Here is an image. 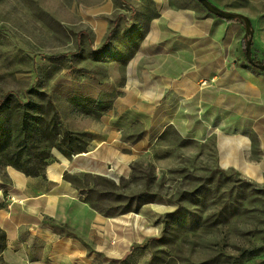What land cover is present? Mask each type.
Listing matches in <instances>:
<instances>
[{
  "label": "crops",
  "instance_id": "obj_1",
  "mask_svg": "<svg viewBox=\"0 0 264 264\" xmlns=\"http://www.w3.org/2000/svg\"><path fill=\"white\" fill-rule=\"evenodd\" d=\"M167 11L178 14L175 28L146 31L139 45L122 47L128 55L109 63L98 101L59 109L65 129L87 136L85 151L53 148L44 176L14 167L0 175V264L129 262L131 241L120 231L131 228L132 210L101 206L109 190L99 182L123 190L133 165L170 130L212 142L222 167L264 165V71L247 58L243 25L194 8Z\"/></svg>",
  "mask_w": 264,
  "mask_h": 264
},
{
  "label": "rangeland",
  "instance_id": "obj_2",
  "mask_svg": "<svg viewBox=\"0 0 264 264\" xmlns=\"http://www.w3.org/2000/svg\"><path fill=\"white\" fill-rule=\"evenodd\" d=\"M209 1L249 17L264 63V0ZM191 8L213 15L197 0H0V100L19 96L1 115L0 175L16 168L9 153H49L52 140L42 142L40 130L54 127L56 108L108 90L109 63L128 55L122 47L139 45L146 31L175 28L178 14L167 9ZM63 53L73 54L54 57ZM25 119L38 129L31 138L20 131ZM216 155L212 142L170 130L133 165L123 190L99 182L109 190L101 206L132 210L131 228L120 231L131 241L125 264H264V165L222 167Z\"/></svg>",
  "mask_w": 264,
  "mask_h": 264
},
{
  "label": "trees",
  "instance_id": "obj_3",
  "mask_svg": "<svg viewBox=\"0 0 264 264\" xmlns=\"http://www.w3.org/2000/svg\"><path fill=\"white\" fill-rule=\"evenodd\" d=\"M229 22H240L242 25H245V21L242 18H229L226 19ZM243 42L244 50L246 52V45H247V38ZM253 49V45H252ZM71 55L73 53H63V54H58L55 55V58H61V57H66L68 55ZM76 54V53H74ZM256 63L260 62L259 59L253 58ZM252 66L256 70H261L259 69L256 65L252 64ZM264 71V70H261ZM15 99L19 100V96L16 95L14 92H9L0 100V125L2 123L1 115L4 111L12 109V102L15 101ZM56 106V105H55ZM94 106V105H93ZM96 107V106H95ZM54 127L49 130L47 129H42L41 131V137L40 139L42 142L45 140H52V145H51V150L49 153L45 149L42 151H31L28 153H24L23 151H20L18 153H9L8 156H10V161L13 160V156H16L17 160L13 161L14 166L16 169L24 172L27 175L31 176H44L45 175V169L49 163V161L52 159V150L53 148H58L62 150L67 156H71L73 154L81 153L86 150L88 139L85 134H75L67 129H65L62 125L61 117L59 114L58 109H55L54 113ZM21 133L26 137V138H31V133L38 131L36 128V125L31 126L28 124V120L25 119L21 123L20 127ZM4 133L0 127V152H5L7 149H4L6 146V141L4 138ZM12 134V133H11ZM4 144V145H3ZM4 147V148H3ZM36 148H40L37 146ZM39 150V149H38ZM10 152V151H9ZM24 156V158H23ZM5 234L1 232L0 235V252L5 246Z\"/></svg>",
  "mask_w": 264,
  "mask_h": 264
},
{
  "label": "water",
  "instance_id": "obj_4",
  "mask_svg": "<svg viewBox=\"0 0 264 264\" xmlns=\"http://www.w3.org/2000/svg\"><path fill=\"white\" fill-rule=\"evenodd\" d=\"M199 3H201L209 12L212 14L219 16L223 19H229V18H242L245 21V28H246V37L250 35L249 38H247V45H246V55L251 64L256 65L259 69L264 70V63L261 61L256 63L252 57V45H253V36H254V29L251 23V20L249 17L235 13V12H225L216 7L211 1L209 0H197Z\"/></svg>",
  "mask_w": 264,
  "mask_h": 264
},
{
  "label": "built area",
  "instance_id": "obj_5",
  "mask_svg": "<svg viewBox=\"0 0 264 264\" xmlns=\"http://www.w3.org/2000/svg\"><path fill=\"white\" fill-rule=\"evenodd\" d=\"M210 83V81H208V80H203L202 82H201V85L202 86H206V85H208Z\"/></svg>",
  "mask_w": 264,
  "mask_h": 264
}]
</instances>
